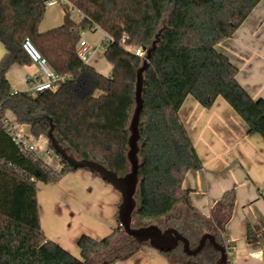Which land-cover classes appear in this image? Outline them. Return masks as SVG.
<instances>
[{"label": "trees", "instance_id": "obj_1", "mask_svg": "<svg viewBox=\"0 0 264 264\" xmlns=\"http://www.w3.org/2000/svg\"><path fill=\"white\" fill-rule=\"evenodd\" d=\"M261 1L79 0L80 21L65 13L62 26L42 33L47 0H0V43L6 49L0 61V264H116L140 247L120 226L100 241L81 236V258L46 238L37 184H55L75 170L59 156L62 169L55 171L43 159L22 153L5 131L7 112L36 138L47 137L51 118L54 135L68 152L126 175L137 71L160 33L144 73L138 217L164 218L179 204L195 211L184 181L203 166L179 111L188 96L205 109L223 98L249 135L264 138V100L248 94L237 80L239 69L217 50ZM86 30H101L111 39L103 44L113 67L110 76L79 59L77 46ZM26 38L61 78L54 90L36 97L13 93L8 80L12 66L32 64L22 48ZM136 49L145 56L136 55ZM49 148L53 151L50 143ZM217 207L216 227L224 231L236 207L235 190L225 193ZM162 254L171 260L170 253Z\"/></svg>", "mask_w": 264, "mask_h": 264}, {"label": "crops", "instance_id": "obj_2", "mask_svg": "<svg viewBox=\"0 0 264 264\" xmlns=\"http://www.w3.org/2000/svg\"><path fill=\"white\" fill-rule=\"evenodd\" d=\"M64 17L61 6L47 7L40 32L62 26ZM86 41L93 52L95 44ZM217 50L239 69L237 80L248 94L254 100H264V0L234 36L218 45ZM5 54V46L0 43V61ZM92 58L93 54L87 64L105 76L112 74L111 64L103 65ZM37 77L39 70L34 64L14 65L8 72L13 93H26ZM6 117L19 126L23 135L35 138L42 150V159L52 169H62L61 159L55 158L47 137H34L28 126V134H25V125L15 122L11 112H7ZM179 117L203 167L190 171L184 181L195 211L179 204L174 212L195 222H204L214 231L220 213L218 207L214 210L216 204L225 193L235 190L234 214L225 230L219 231L224 240L235 245L234 260L230 264H264V250L259 246L264 235V138L249 135L246 123L223 98H218L212 108L205 109L194 97L188 96ZM37 191L43 234L77 258H81L78 247L81 236L100 241L119 226L121 195L88 171L68 173L55 184L38 183ZM75 224L77 229L73 230ZM116 264L188 263L172 256L169 260L161 252L140 246L131 258Z\"/></svg>", "mask_w": 264, "mask_h": 264}, {"label": "water", "instance_id": "obj_3", "mask_svg": "<svg viewBox=\"0 0 264 264\" xmlns=\"http://www.w3.org/2000/svg\"><path fill=\"white\" fill-rule=\"evenodd\" d=\"M159 41L160 33L157 35L151 48L147 50L143 65L137 71L135 109L129 126L130 137L127 152L129 170L126 175L120 176L115 171L95 160L80 159L73 153L68 152L56 139L51 118H49L51 125L47 138L57 156L66 161L73 170H86L96 174L121 195V203L118 207V222L123 232L131 238V244L137 246L148 245L150 248L161 253L175 252L180 247V244H182L184 253L188 256L195 257L205 250L213 254L212 258L216 260V264H230V252L227 249L222 234L210 232V228L204 222H195L189 218H185L189 236L184 235L176 227H169L163 230L159 223L167 220L170 215L159 219H142L144 222L142 226H139L135 222V219L138 217V209L141 206V201H139L141 198L139 152L141 116L144 108V73L149 67V61ZM190 239L195 240L193 245H191Z\"/></svg>", "mask_w": 264, "mask_h": 264}, {"label": "built area", "instance_id": "obj_4", "mask_svg": "<svg viewBox=\"0 0 264 264\" xmlns=\"http://www.w3.org/2000/svg\"><path fill=\"white\" fill-rule=\"evenodd\" d=\"M78 1L79 0H47L46 5L47 7L59 5L62 7L64 13H70L74 18L76 17L78 19L76 21H80L84 15L77 6ZM110 40L111 39L105 35L103 44H108ZM125 43L126 37L124 36L122 38V44ZM22 48L31 60L32 64L36 65L39 70V77H37L32 82L29 90L26 93L30 96L36 97L39 93H42L46 90H54L56 88L57 82L60 81L61 78L58 77L49 67L47 59L40 53L30 38H26L23 41ZM135 53L140 57L145 56V52L141 49H136ZM77 55L84 63H88L92 56L91 47L83 38L78 43ZM14 93L17 94L19 92L15 91ZM5 131L12 138L14 143L20 148L22 153L42 159V150L36 143L35 138L23 135L17 124H12L7 119L5 122ZM224 241L229 252L235 250V245L231 243L230 240Z\"/></svg>", "mask_w": 264, "mask_h": 264}, {"label": "flooded vegetation", "instance_id": "obj_5", "mask_svg": "<svg viewBox=\"0 0 264 264\" xmlns=\"http://www.w3.org/2000/svg\"><path fill=\"white\" fill-rule=\"evenodd\" d=\"M170 217L167 220L161 221L159 224L164 229L169 227H176L178 230H180L184 235H188V230L185 222V217L173 212L169 214ZM168 216V215H167ZM136 221L139 223V226H142L144 222L142 221V218L138 219L136 218ZM212 233H219L217 229L211 230ZM189 236V235H188ZM191 245L195 243L194 239H190ZM172 257L178 258L180 260H183L187 262L188 264H216V260L212 258L213 254L209 251L203 250L201 254H198L197 256H188L184 253L183 245L180 244V247L175 252L170 253ZM231 263V262H230ZM222 264V263H220Z\"/></svg>", "mask_w": 264, "mask_h": 264}, {"label": "rangeland", "instance_id": "obj_6", "mask_svg": "<svg viewBox=\"0 0 264 264\" xmlns=\"http://www.w3.org/2000/svg\"><path fill=\"white\" fill-rule=\"evenodd\" d=\"M76 18V17H75ZM76 20H78L76 18ZM82 37L85 39V40H88V42L90 41L91 43L95 44V48L92 52L93 54V58L91 59L92 61L94 62H103V65H108V61L106 60L105 58V47L103 45V42L105 40V34L101 31V30H98V31H94V30H86L84 32H82ZM89 44V43H88ZM24 127V125H23ZM29 127V126H28ZM29 129V128H28ZM27 129V125H25V127L23 128V131L25 132V134H28V130ZM46 137V136H45ZM55 158L56 159H59V157L55 154ZM86 171V170H84ZM57 185V184H56ZM57 189H61L57 186ZM81 212H83V209L81 210ZM138 219H140L139 217H137ZM135 222L137 224H139L136 219H135ZM73 230L77 229L76 227V224L75 226H73L72 228ZM72 231V230H71ZM107 236V235H106ZM105 236V237H106ZM109 236V235H108ZM104 237V238H105ZM80 239V238H79ZM103 239V238H102ZM79 241V240H78ZM145 247H149L148 245H144ZM238 246H240V248L242 247V243L239 242ZM259 246L260 248H262L264 250V235H262V237L260 238V242H259ZM150 248V247H149ZM151 250L155 251L154 249L151 248ZM234 252L231 251L229 253V259H230V262H233L234 260Z\"/></svg>", "mask_w": 264, "mask_h": 264}]
</instances>
